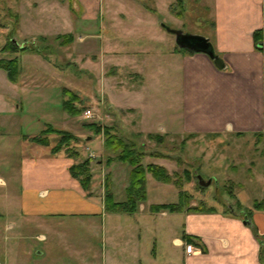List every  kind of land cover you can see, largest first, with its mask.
I'll list each match as a JSON object with an SVG mask.
<instances>
[{
	"label": "crops",
	"instance_id": "obj_1",
	"mask_svg": "<svg viewBox=\"0 0 264 264\" xmlns=\"http://www.w3.org/2000/svg\"><path fill=\"white\" fill-rule=\"evenodd\" d=\"M98 2L82 14L90 38L87 41L85 35L80 37L83 39V52L87 56L88 68L95 70V60H99L101 77L109 81L113 90L107 94L104 91L101 95L117 116L115 125L121 126L131 141H141L145 146L152 141L151 133L185 139L186 135L204 133L241 135L250 132L264 138V0H208L207 5L212 9V27L207 36L224 60L222 67L216 66L212 58L202 51L178 47L176 42L172 45L170 36L165 33V30L170 33L165 26L167 24L155 28V21L151 18L152 25L146 32L148 39L158 46L140 49L130 58L133 70L129 73L132 80L129 84L123 79L116 80L120 77L115 75L122 62L109 57L110 52L104 45L105 35L96 28L97 25L94 28L88 23L97 20L101 14ZM57 5L60 10L57 25H68V30L55 34H72L71 39L66 38L62 42L64 44L75 38L69 28V9L73 7L71 2L67 5L69 9L62 1ZM50 20L52 25L56 24L53 16ZM21 25L20 17L18 28ZM257 29L262 33V46H258L254 38ZM33 34L30 30L28 35ZM97 38L99 41L95 40ZM107 59L112 63L110 71L106 69ZM17 82L18 79L13 81L14 84ZM3 101L8 103V109L21 107L20 103L4 98L0 93V103ZM138 136L143 139L139 140ZM101 140V151L99 154L93 151L91 160L94 155H105ZM28 141L35 143L29 152ZM7 142L8 145L0 148L4 152L1 158L10 160L3 164L7 176H0L3 184L0 205L8 210L3 216L5 226H8V231L15 230L19 237H25V225L34 222L38 225L45 223L54 237V219L63 221L73 217L76 223H85L96 232L101 226L102 264H145L140 253V240L144 234L153 245L148 264H264V201H260V208L248 217L241 214V209H221L218 203H211L206 209L153 211L151 204L168 201L146 202V184L147 198L136 211L108 210L105 207L106 178H99L95 168H92V187L96 191L89 190L88 194L79 179L70 173L71 164L78 158L68 156L64 151L51 153L48 148L44 150L46 145L32 140L26 133H20L14 141ZM91 142L86 146L99 144ZM145 151V156L153 159L169 157L167 152L158 149ZM9 153L12 156H8ZM118 161L114 160L108 166L107 182L111 191L121 173L118 167H123L115 163ZM130 170L131 167L121 173L125 198L117 199L112 191L116 200L127 197ZM100 171L104 173L101 168ZM176 221L181 223L180 229L171 237V225ZM37 239L48 238L39 233ZM42 252L38 250V253ZM16 254L9 249L4 253L0 250V255H3L0 264H24L25 260L15 259Z\"/></svg>",
	"mask_w": 264,
	"mask_h": 264
},
{
	"label": "rangeland",
	"instance_id": "obj_2",
	"mask_svg": "<svg viewBox=\"0 0 264 264\" xmlns=\"http://www.w3.org/2000/svg\"><path fill=\"white\" fill-rule=\"evenodd\" d=\"M60 1L65 3L67 9H69L67 6L69 2L73 7L69 9L71 13L69 28L75 38L64 44H62L63 39L56 38L55 34L60 30H68L66 29L68 25H57V17L58 14L60 15L57 4ZM97 1L0 0V59L16 56L20 65L17 84L7 77L6 70L0 68V93L4 98L13 99L21 104L20 108L12 110L8 109L6 101L0 103V148L8 145V140L14 141L20 133H26L29 136L39 135L43 129L52 124L57 128L69 129L77 135V142L71 141V145H75V148L80 150V155L75 157L79 161L87 156L92 157L93 151L97 154L101 151L100 139L104 142L103 134H96L85 125L87 121L93 120L112 126L117 134L125 139H131L123 132L121 126L115 125L117 116L101 95L104 91L107 94L113 90L109 86V81L101 77L99 60H95V70H92L88 68L87 56L83 52V39L80 37L85 35L88 38L89 29L85 25L86 20L82 14L89 10L90 6L94 7ZM182 1L180 6L179 0H99L101 14L97 20L88 23H91L94 28L97 25L96 28L105 35L104 45L105 50L110 52L109 57L113 61L117 58L122 62V66L115 75L120 77L116 80L123 79L124 83L128 84L132 82L129 77V73L133 70L130 58L140 49L158 46L157 43L148 39L146 32L147 27L152 25L151 18L155 21L153 22V25L156 24L155 28L160 24H167L187 32L208 35L212 27V9L207 5L208 0ZM169 7L172 8L171 11ZM178 11L182 14H177ZM18 12L19 19L21 17V28H18ZM52 16L56 21L55 25L51 24ZM91 29L94 30L92 27ZM30 30L35 33L34 36L28 35ZM41 33H45V37ZM165 33L170 36L172 45L175 44L174 33L166 30ZM11 38L16 39L20 46L39 45L41 50L33 47L17 51L9 49L6 45ZM95 40L99 41L98 38ZM109 59L106 61L107 71L112 68ZM65 87L81 95L80 106L83 109L89 106L94 107L96 119L86 118L84 110L77 115H70L63 108ZM58 136L56 133L50 135L51 144L57 140ZM87 136L90 138L87 139ZM186 136V141L178 136L172 138L170 135H165L161 140L152 138V141L147 142L145 146H142L141 141L133 142L144 153L145 149L152 151L158 149L168 153L169 157L165 160L144 155L143 162L153 160L155 163L164 164L170 172L182 178L183 188L190 194L191 206L196 205L206 209L211 203H218L221 209H241L244 217H248L255 209L260 208V201H264V138L260 134L245 132L239 135L221 132ZM138 137L139 140L143 139ZM89 141L99 142V144L97 143L96 147L88 144L87 147L86 144ZM28 142L27 152L31 151L33 149L31 147L35 145L34 142ZM18 148L19 144L16 145V150ZM47 148L51 149L50 146H44V150H48ZM100 155H94V159L90 161V169L95 168L97 172L95 174L99 173L97 176L106 178L107 182L108 153L106 151L105 155ZM2 156L4 152L0 151V176L6 177L3 164L10 160H3ZM8 156L12 154L9 153ZM100 158L102 161L98 162ZM115 163L123 166L118 167L121 173L131 167L124 161ZM100 168L104 170V173L98 172ZM121 173L112 186L117 199L126 196ZM188 173L190 178L186 179ZM197 173L202 174L206 179L212 177L213 181L201 186L196 177ZM146 184L148 185L146 202L159 199L168 202L178 200L177 185L157 180L151 174ZM2 188L3 184L0 182V203L3 198ZM89 190L96 191L95 187H92V182ZM7 211L5 206L0 205L1 252L4 253L6 249L14 251L17 253L14 256L15 259L25 260L24 264H102L104 246L101 226L96 232L92 228L90 230L85 223H76L73 217L65 218L63 221L55 218L54 237L46 229L45 223L38 225L35 222L27 223L24 229L25 237H19L15 230L8 231V226L4 224L3 216ZM180 225L179 221L172 223L171 237L179 232ZM39 233L45 234L48 239H37ZM145 238L146 234L140 240V253L144 263L148 264L147 258L150 256L153 245ZM172 244L170 246L173 248ZM38 250L43 252L38 253ZM18 253H20L19 256ZM2 261L3 255H0V262Z\"/></svg>",
	"mask_w": 264,
	"mask_h": 264
},
{
	"label": "trees",
	"instance_id": "obj_3",
	"mask_svg": "<svg viewBox=\"0 0 264 264\" xmlns=\"http://www.w3.org/2000/svg\"><path fill=\"white\" fill-rule=\"evenodd\" d=\"M182 3V0H179ZM18 23H19V12H18ZM15 28V27H14ZM16 30V28H15ZM261 30L257 29L254 31V38L258 46L261 45L262 39ZM45 37V36H44ZM56 38H62L65 41L66 38H72V34L57 35ZM62 41V42H63ZM178 46V45H177ZM9 49L20 50L26 49L28 47L37 48L39 51L40 46L36 45H24L20 46L17 41L13 38L9 39L6 45ZM180 47V46H178ZM184 48V47H181ZM35 49V50H37ZM188 49V48H187ZM8 50V49H7ZM191 50V49H189ZM216 66L222 67V63H218L216 60L212 59ZM0 68L6 70L7 76L10 80L16 81L19 76V59L15 57H10L8 59H0ZM63 100L62 106L70 115H77L84 110L80 106L81 95L70 88L65 87L63 89ZM85 125L91 128L96 134H103L104 137V147L108 153L107 163L110 164L114 160L124 161L130 164V179L127 185V197L124 200H116L114 198L113 192L110 190L108 182L105 183V207L108 210L116 211H126L134 212L138 209L139 204L147 198L146 182L147 174L150 173L157 180L173 183L179 187L178 200L174 202H162L153 203L150 209L153 211L169 210V211H181L185 208L201 209L200 206H191L190 194L183 188L182 178L177 177L176 173L170 172L165 165L155 162H143V157L145 153L138 149L135 143L131 140L125 139L123 136L116 133L112 126L106 124H100L98 121H87ZM58 134L57 140L51 144L50 135ZM155 139H162L165 137L164 134L151 133L149 135ZM32 140L41 143L46 146H50L51 153H58L65 149L64 152L68 156L78 157L80 155V150L75 148V145H71V141L77 142V135H75L69 129L57 128L52 124L48 125L42 130L39 135L30 136ZM91 156H87L82 160L75 161L70 166V173L79 179L80 183L87 190L89 194V185L92 182L93 172L90 169ZM186 179L190 178V173L187 174ZM199 183V182H198ZM199 185H201L199 183ZM203 186V185H201ZM258 204V202H256ZM210 209V208H209Z\"/></svg>",
	"mask_w": 264,
	"mask_h": 264
},
{
	"label": "water",
	"instance_id": "obj_4",
	"mask_svg": "<svg viewBox=\"0 0 264 264\" xmlns=\"http://www.w3.org/2000/svg\"><path fill=\"white\" fill-rule=\"evenodd\" d=\"M165 26L170 32L174 33L175 42L178 46L195 51H202L206 53L210 58L216 60L218 63H222L223 58L218 53H216L215 48L208 36L198 33L187 32L180 28H174L168 25ZM14 41L17 40L14 39ZM196 177L198 179V182L203 186L208 185L213 181L212 177L206 179L200 173H197Z\"/></svg>",
	"mask_w": 264,
	"mask_h": 264
},
{
	"label": "built area",
	"instance_id": "obj_5",
	"mask_svg": "<svg viewBox=\"0 0 264 264\" xmlns=\"http://www.w3.org/2000/svg\"><path fill=\"white\" fill-rule=\"evenodd\" d=\"M96 112L94 110V107H87L84 109V116L86 118H95L96 117ZM96 119V118H95ZM99 121V120H98ZM101 121V120H100ZM102 122V121H101ZM100 123V122H99ZM102 124V123H101ZM103 125V124H102Z\"/></svg>",
	"mask_w": 264,
	"mask_h": 264
}]
</instances>
